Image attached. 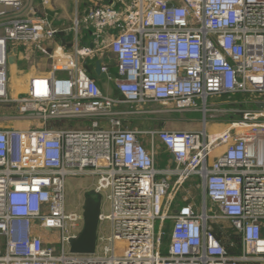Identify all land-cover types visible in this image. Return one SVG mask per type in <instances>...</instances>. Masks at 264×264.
I'll use <instances>...</instances> for the list:
<instances>
[{"label":"built area","instance_id":"obj_1","mask_svg":"<svg viewBox=\"0 0 264 264\" xmlns=\"http://www.w3.org/2000/svg\"><path fill=\"white\" fill-rule=\"evenodd\" d=\"M21 6L0 0V106L18 112L3 121L35 124L0 126V264H264V0L96 5L74 20L71 49L46 51L48 75L30 77L13 97L12 45L57 35L45 17L19 18ZM79 26L90 31V46L78 44ZM105 51L115 59L112 96L79 62ZM153 104L204 114L223 104L218 111L229 116L213 133L205 119L200 130L128 125ZM60 120L88 125L48 124ZM159 145L168 153L163 167L155 164ZM68 176L92 177L109 205L90 254L70 251L83 202L66 210ZM218 222L240 234L239 253L215 235Z\"/></svg>","mask_w":264,"mask_h":264},{"label":"crops","instance_id":"obj_2","mask_svg":"<svg viewBox=\"0 0 264 264\" xmlns=\"http://www.w3.org/2000/svg\"><path fill=\"white\" fill-rule=\"evenodd\" d=\"M113 0H21L22 6L18 12L19 18L30 17H45L57 30V35L52 42H16L12 45L16 49V60L9 67V89L11 94H22L27 91L28 80L32 76L48 75L50 71V59L47 52L57 46H63L71 49L74 45V33L72 27L75 19L82 18L87 11L96 5L109 4ZM116 6L119 2L115 3ZM81 25V24H79ZM80 40L79 45H91L92 37L88 29L79 26ZM104 63L108 67V74H96V62ZM79 62L83 65L86 71L95 79L100 89L107 95L114 94L113 77L116 75L115 59L110 51H105L103 54H95L93 56L80 58ZM18 73L16 77V85L11 82V73ZM15 86V90L12 89ZM55 126H62L54 123ZM137 123L128 124L130 127L138 128ZM66 127V126H65ZM149 129V127H144ZM143 129V128H141ZM149 148L148 139H143ZM159 147L156 149V155ZM155 155V163H156ZM168 160V159H167ZM167 164V162H166ZM165 164V165H166Z\"/></svg>","mask_w":264,"mask_h":264},{"label":"rangeland","instance_id":"obj_3","mask_svg":"<svg viewBox=\"0 0 264 264\" xmlns=\"http://www.w3.org/2000/svg\"><path fill=\"white\" fill-rule=\"evenodd\" d=\"M11 82L13 85H16V77L18 73H11ZM15 86H12V89L15 90ZM18 94H11V96L16 97ZM234 98V97H233ZM236 98H242V96H237ZM223 101L221 98L209 97L207 99L208 104H211L214 101ZM218 101V102H219ZM129 108V106H127ZM224 108L223 104L210 105L205 114L203 111H181L173 112L166 111L162 106L153 104L147 107L148 110H151L148 113H141L132 115V122H136L139 127L146 129L149 128H166V129H180V130H200L203 128V120L205 119V129L208 133L218 132L226 126V120L228 119L229 114L218 109ZM216 109V110H215ZM18 112L13 104L0 106V126H32L31 121L29 120H15L11 119L10 121H3V117H15ZM58 125L66 127H82L88 125L87 121L83 120H60L55 122H49V125ZM144 138V137H143ZM189 183L185 186L187 187ZM93 187L92 177H66L65 181V207L67 211L70 210H79L80 204L83 202L85 194ZM101 210L104 213H108L109 205L106 200L105 195H102L101 198ZM219 223V222H218ZM228 225V222H220ZM226 225V226H227ZM101 232L99 231V234ZM55 238H58V235L54 234ZM227 241V238L222 236V243ZM239 253V252H237ZM254 264V263H249Z\"/></svg>","mask_w":264,"mask_h":264},{"label":"water","instance_id":"obj_4","mask_svg":"<svg viewBox=\"0 0 264 264\" xmlns=\"http://www.w3.org/2000/svg\"><path fill=\"white\" fill-rule=\"evenodd\" d=\"M16 49L13 48L9 55L10 64L16 60ZM96 74H100V63L96 62ZM103 74V73H102ZM101 212V196L93 189H90L83 198L82 216L83 227L76 238L69 241L70 251L72 253L90 254L94 252L96 242V232L98 227L99 215Z\"/></svg>","mask_w":264,"mask_h":264},{"label":"trees","instance_id":"obj_5","mask_svg":"<svg viewBox=\"0 0 264 264\" xmlns=\"http://www.w3.org/2000/svg\"><path fill=\"white\" fill-rule=\"evenodd\" d=\"M132 121H133V119L131 118L129 120L128 124L133 123ZM143 144H144L145 147H147V144L144 141H143ZM167 159H168L167 151L165 150V148H163L162 146L159 145V149H158V152H157V155H156V163H155L156 166L157 167H163L166 164ZM195 181H198V179L195 178L194 182ZM195 199L197 201L200 200V191L199 190H197L195 192ZM180 204H181V201L177 200L175 202V204H174V207L176 208ZM226 225L227 224L220 223V222L217 223L215 225V228H214V233L221 241H222V236L224 235L227 238V241H225L223 244H225V246L227 247V249L230 252L237 253V252L240 251V234L232 226H230L229 224L227 226ZM168 228H169V225H167L166 229L168 230ZM230 242H234V245L230 246L229 245Z\"/></svg>","mask_w":264,"mask_h":264},{"label":"bare ground","instance_id":"obj_6","mask_svg":"<svg viewBox=\"0 0 264 264\" xmlns=\"http://www.w3.org/2000/svg\"><path fill=\"white\" fill-rule=\"evenodd\" d=\"M35 89L36 91H41L42 89H44V83L41 81H36L35 82Z\"/></svg>","mask_w":264,"mask_h":264}]
</instances>
